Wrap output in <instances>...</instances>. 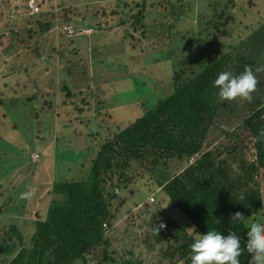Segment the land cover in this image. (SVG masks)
Segmentation results:
<instances>
[{
  "label": "trees",
  "instance_id": "obj_1",
  "mask_svg": "<svg viewBox=\"0 0 264 264\" xmlns=\"http://www.w3.org/2000/svg\"><path fill=\"white\" fill-rule=\"evenodd\" d=\"M114 1L120 12L113 10L110 14L120 16L116 25L123 26L127 38L132 30L139 31L141 36L148 32L158 34V41L165 47L163 51L170 53L165 57L171 69L165 93L152 104L137 102L135 117L126 120L108 114L99 107L100 103L91 107L99 88L90 85V76L84 69L72 76V68L80 69L78 64L67 61L60 70L63 73L55 70L56 50L48 37L56 29L65 34V24L75 31L81 28L75 25L70 6L39 11L37 5L42 4L38 3L33 11L27 0L14 2L13 6L0 0V75L4 74L6 55L17 52L19 58L30 59L26 67L31 69L22 67L19 71L20 62L10 70L36 74L37 80L40 77L38 87L46 86L24 99L30 103L37 101L33 123L39 142H35L37 148H29L28 157L34 151L42 158L39 146H44L49 149V159L53 161L50 164L54 167L59 156L60 161L65 158L76 161L77 158L72 159L74 153L91 159L79 179L57 177L52 181L48 193L51 198L46 199L43 210L30 216L25 214L26 189L25 193L10 196L9 205L5 200L1 202L0 264H145L142 252L134 259L130 251L114 248L119 239L116 235L119 204L115 205L113 200L114 190L128 186L132 189L136 183L148 184L153 189L147 195L152 196L153 201L148 203L151 206L145 203L150 215L141 241L148 253L158 254L164 264H190L189 244L194 236L187 232L188 228L193 235L210 229L226 234L231 229L241 237L243 248L246 222L262 216L259 184L264 181V64L263 68L259 64L261 54L255 55L256 59L249 57L254 47H248L249 55H240L234 61L231 55L234 50L218 41L230 36L228 27L233 15L227 8L236 3L227 0L221 8L216 5L205 9L210 14L208 20L193 33L176 30L180 15L176 5L180 0ZM246 2L251 5V0ZM199 9L195 7L193 12ZM147 18L148 28L144 24ZM262 23L254 30L251 25L245 27L253 41L264 27ZM82 27L92 31L112 28L93 21H86ZM257 47L261 50V45ZM43 54H47L44 61ZM35 60L42 62L41 66ZM226 63L235 66L233 75L248 66L257 81L245 98L246 108L237 110L240 113L230 111L227 101H221L212 86ZM90 64L91 69L99 70L101 59H93ZM104 66L112 71L120 69L114 58ZM53 72L59 76L56 83L47 77V73ZM60 110L66 116L74 113V118L69 119L70 126L63 125L62 130L75 123L83 127L78 131L73 128L66 135L76 144L69 140L63 146L64 151L57 146L51 151L52 136L58 132L55 118L61 116ZM90 112L101 121V131L90 129ZM0 121L17 130L2 108ZM60 135L65 136L63 131ZM24 154L18 157L19 161L28 158ZM0 170L2 175L3 167ZM25 185L26 181L18 188ZM4 191L0 183V194ZM156 192L161 194L160 200L155 199ZM165 199L167 206L162 208ZM237 211L243 218L233 220L232 214ZM134 215L129 214L124 222ZM239 259L240 264H247L248 253L242 251Z\"/></svg>",
  "mask_w": 264,
  "mask_h": 264
},
{
  "label": "rangeland",
  "instance_id": "obj_2",
  "mask_svg": "<svg viewBox=\"0 0 264 264\" xmlns=\"http://www.w3.org/2000/svg\"><path fill=\"white\" fill-rule=\"evenodd\" d=\"M2 1L9 4V6H13L14 2H22L23 0ZM194 1L180 0L176 5L178 9L177 12H180L176 23V30L182 32H196L198 27L202 26L203 22L208 20L207 16L210 15L205 12V9L210 10L209 7L212 8L214 6L221 8V6L227 2V0ZM233 1L236 4L227 8V12H232L233 15L232 25L228 27L230 36L223 37L224 39L221 38L218 41L220 42L222 40L221 42L234 50L231 54L235 57L234 61H236V58L240 55H249L248 47H254L249 57L256 59L257 57L255 55L261 54L259 64L262 67L264 64V53L262 54V52H264V27L261 29V32L256 33L255 37L257 40L254 41L252 37H248V31L245 30V27L251 25L252 30H254L259 24H263L264 0H251V5H247V0ZM38 3H41L42 7H39L40 4L37 5ZM30 4L37 5L39 11L50 9L60 10L63 7L70 6L72 12H74L72 17L74 23L76 22L75 25L81 27L79 30L84 31H78L68 37L65 36L62 30L56 29L52 32L53 34L48 37V40H52L51 42H53V47L56 50V71L62 70V66H66V62L71 61L80 66V69H78V67L72 68L73 77L76 76L77 71L84 69L90 76V85L99 88V91L96 90V96L92 99L93 102L91 107L100 103L101 106L99 107L108 114L120 116L122 119L126 120L135 117L136 110L134 109L137 102L145 101L147 104H152L157 101L159 96L165 93L171 70L169 64L165 61V57L167 58V55L170 54L169 50L163 51L165 47L162 48V43L158 41L160 40V35H154L152 32H148L147 35L141 36L139 31L134 32L132 30L130 31L131 36L127 35V38L124 34L123 26L119 24L116 25V21L120 16L110 14L113 10L118 13L120 12L119 8H115L114 0H35ZM30 4L28 2L27 6L29 7ZM239 5L244 7H239ZM195 7L201 10L199 9L200 11L197 10V12H193V8L195 10ZM148 20L147 18L146 21H144L146 27L150 25ZM86 21L101 22L106 26L111 25L112 28L108 31H106L105 28L103 31H92L90 28L82 27L83 25L85 26ZM65 27H67L66 24ZM79 32H81V36L78 34ZM175 41L178 42L176 39ZM260 45L261 50L259 47L255 48ZM21 51L25 50L19 49V52ZM16 53H6V64L3 66L4 74L0 75V92L2 95V104L0 108H2L4 113L9 117V122H15L17 126V130L14 131L9 123L7 124L5 121H0V127L2 126L0 129V168L3 167V173L0 175V183L2 184L3 190L5 189V191L0 194V204L5 200V203L9 205L12 202L10 196L16 193H25L27 190L23 211L26 215L30 216L36 210H43L46 199L51 198V195L48 193L54 179L57 177L79 179L85 174L91 159L81 158L79 154L74 153L72 159H77L73 161L70 158L66 159L61 154L65 160L60 161L62 157L59 156V160H57L56 166L54 167L53 164H50L53 161L49 159V156H51L48 151L49 149L44 148V146H39L42 158L34 151H32L28 157L29 148H33V146L37 148L38 146L35 142L36 140L39 142L34 136L35 125L33 123L34 111H37V101L30 103L25 102L24 99L33 92L39 93L43 91L46 89V86H44V89L39 88L41 87L40 85L38 87L39 83H37V81H39L40 77L37 80L36 74L31 75V73H29L25 75V72H19L22 70V67L26 68L27 71L31 69L26 67L30 59H25L24 57L19 58ZM46 56L47 54H43L41 60L44 61ZM105 58L108 59L106 60ZM113 58L116 60V65L120 68L115 71L108 70L107 67L104 66L113 61ZM93 59H101L102 64H99V70L91 69L92 66L90 61ZM35 63L41 66L42 62L40 63L39 60H35ZM18 64L21 67L19 71L15 72L13 71L14 69L10 70L12 66L14 67ZM234 68L235 66L233 64L226 63V66H222L221 70L227 71L233 75ZM47 77L55 79V83L59 79L56 72H53V75H48L47 73ZM69 79H71V77ZM82 89L85 90L86 87ZM226 101L230 111L240 113L237 110L245 109V102L248 100L235 97ZM235 106L237 107L234 109ZM62 111L63 110H60L59 113L61 116L55 118V120H58L56 125V131L58 132L56 133L57 136H52L51 140L54 147L51 151H53L56 146L59 150L64 151L63 146L69 144V140L75 143L72 137L66 135L73 128L78 131L79 128L83 127L75 123L69 129L62 130V126L69 125V119L74 118V113L70 116H66ZM89 115L91 118L90 129H93L92 131L96 129L101 131L103 129V127L100 126L102 124L101 121L95 117L94 113L90 112ZM42 118V115H40L39 120L41 121ZM62 131L66 137L60 135ZM26 145L27 150L25 149ZM23 153H25L24 155L28 158L19 161L20 159L18 157H20V155L22 156ZM8 167H13V169L9 170ZM67 169L68 171H66ZM67 172L68 174H66ZM24 181H26L25 188H18ZM135 185L137 186L132 189L128 186L126 188L122 187L118 190H114L115 197L113 200H115V205L119 204V216L117 221L119 222V230L116 232L119 239L115 241L114 248H117L120 252H122V248L130 251L134 259L137 257L138 252H142V257L146 258L145 264H164L160 261L161 258L159 259L158 254H149L141 241L145 230L148 228L150 215L148 207L151 206V204H148L150 202H148L147 195L153 189H151L152 187L150 185L145 183H136ZM259 191L263 202V209L259 212L262 218L260 217L256 220H264V181L260 182ZM154 197L158 200L162 198L161 194L158 192L154 193ZM19 202L22 203V198L19 199ZM145 203L148 204V207ZM166 206L165 199V201H162L161 207L165 208ZM129 214L135 215L131 216L127 222H124ZM250 222L251 220L248 219L246 224ZM187 232L194 237L196 236L195 234L193 235L191 228H188Z\"/></svg>",
  "mask_w": 264,
  "mask_h": 264
},
{
  "label": "clouds",
  "instance_id": "obj_3",
  "mask_svg": "<svg viewBox=\"0 0 264 264\" xmlns=\"http://www.w3.org/2000/svg\"><path fill=\"white\" fill-rule=\"evenodd\" d=\"M66 26L73 29L70 25ZM65 35L71 36L66 32ZM256 83L253 71L245 66L237 75L227 71L217 73L212 86L217 89V96L223 101L235 97L247 98L254 90ZM242 218L238 211L232 214L233 220ZM160 227L163 225L161 224ZM244 235L246 238H244L243 248L241 237L231 229L226 234L210 229L196 235L189 244L190 264H240L239 257L242 251L248 253L247 264H264V220H252Z\"/></svg>",
  "mask_w": 264,
  "mask_h": 264
},
{
  "label": "built area",
  "instance_id": "obj_4",
  "mask_svg": "<svg viewBox=\"0 0 264 264\" xmlns=\"http://www.w3.org/2000/svg\"><path fill=\"white\" fill-rule=\"evenodd\" d=\"M33 1H34V0H28L27 3H28V2H29V4H30V3H33ZM29 8H32L33 11H36V10H37L36 6H35V5H32V4H30ZM64 31H65L68 35H72V34L75 33V31H74L73 29H71L70 27H64ZM80 31H84V30H80ZM79 33H81V32H79ZM152 201H153V200H152V197H148V202L151 203Z\"/></svg>",
  "mask_w": 264,
  "mask_h": 264
}]
</instances>
